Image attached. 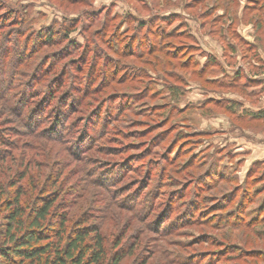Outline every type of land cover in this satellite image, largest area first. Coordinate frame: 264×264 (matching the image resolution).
Wrapping results in <instances>:
<instances>
[{
    "label": "rangeland",
    "instance_id": "1",
    "mask_svg": "<svg viewBox=\"0 0 264 264\" xmlns=\"http://www.w3.org/2000/svg\"><path fill=\"white\" fill-rule=\"evenodd\" d=\"M7 2L13 4L19 11H22L25 5L29 25L34 30L51 25H55L54 29L59 30L55 36L58 40L56 39L53 46L35 49L29 57L30 60L28 59L29 65L19 66L20 70L28 72L37 65L34 66V63L42 58L49 56L56 60V53L66 52L59 63H64L62 67H66L71 79L66 80L67 85L58 89L60 93L57 95H63L62 92L66 90H72L74 93L77 91L74 87L85 83L89 87L96 84L89 80L84 81L85 68L80 71L75 64L81 61L79 55L82 53L72 51L70 48L68 50L67 41L59 38L61 29L65 27L63 25L68 21L77 22L69 33L71 39L82 45L86 40L85 36L90 34V47L100 51L90 53L85 65H88L90 59L97 62L98 66L109 59L122 63L123 66L119 68L120 72L117 74L121 73V69H126L119 80L111 81L105 87V90L121 98L96 104L98 107L107 105L108 122L105 125L103 139H99L98 145L95 144L94 148L86 152V157L117 161L133 155L138 158L135 164L140 169V176L136 177L137 179L147 175L150 176L149 182L152 184H157L158 181L162 183L160 201L167 199L172 192L186 191L179 198L184 201L198 191L199 199L201 200L203 196L206 200L199 208L201 211L204 207H212L211 205H215L216 201L221 199H224L228 206L225 207L230 209L243 194L252 197L246 212L247 217L256 219V224L252 228L219 224V218L216 217L210 222L197 221L182 228L176 235L162 239L149 224H140L141 222L136 221L130 213L107 206L108 203L102 204L105 217L103 226L109 235L123 228L125 236L129 235L126 243L138 242L141 248L148 247L147 255L150 258L147 264H169L165 255L173 258L195 252L209 254L219 251V248H222V256L214 260V264H264V118L255 119L251 116L252 112L258 113L264 109V88H260V85L253 86L254 88L250 86L240 88L242 83L236 87H228L225 84L217 86L206 81V79L228 81L237 67L246 68V72L252 76L255 71L264 69L253 57L255 49L245 52L240 40L234 36L235 33L242 40L255 42L256 48L264 54V48L260 45L264 42V24L261 25L264 16L262 21L254 22L252 18L250 20L249 13L242 12L246 0H233L225 8L222 6L223 0H7ZM106 8L111 17L109 20L104 15L103 9ZM94 9L96 10L94 14L89 13ZM158 14L166 16V19L162 20L168 21L166 24L164 22V28L165 31L171 32L160 42L158 35L162 31L157 26L161 21H156L155 16ZM140 19H147L150 27L149 31L141 32L140 37L144 42L139 38L140 42L137 39L130 41L113 37L116 25L119 23L122 25L120 32L130 31ZM104 27L107 28L106 32L95 36L93 40L92 33L96 34ZM117 41L121 47L119 50L115 47ZM140 43H143L142 49L150 50L141 53ZM153 43H159L161 47L151 50ZM230 44L235 45L233 50L229 47ZM165 49H171L173 53H165ZM244 53H250V56H243ZM191 54L192 60L189 59ZM207 54L216 57L215 62H212ZM71 59H74L75 63L67 66L66 62L69 63ZM248 63L252 65L251 68H248ZM203 68H206L205 72H199ZM112 71L115 72L114 69ZM140 71L156 79L152 87L158 89L160 94L157 92L149 96L146 93L144 81H147L148 76H139ZM168 71L171 73L165 75ZM260 75L264 76V71ZM163 79H166L167 84ZM168 84H173L176 88L172 96L171 91L166 89ZM92 94L101 97L97 91ZM91 99H94V96H91ZM215 100H219V103L217 104ZM120 101L123 102L124 110L113 119L111 113L115 111L114 107L119 108ZM239 101L242 104H238ZM94 108L95 106L90 108L88 113L90 110L94 111ZM77 115L79 116L77 112L73 113L70 120L76 119ZM100 123L101 121L98 122ZM178 133L183 134L182 138H178ZM24 140L26 138H23ZM33 142L36 143L37 150L43 152L42 157L37 156L40 160L55 157L57 153L62 154L58 144L54 142L45 139ZM192 144L196 147L193 148ZM177 152L176 160L169 163ZM202 153L205 155V163L188 165L191 155L198 158L200 154L203 155ZM198 160L200 161V158L196 159ZM254 161H258V164L253 165ZM220 175H224V178ZM71 183L78 186L75 190L79 194L78 204L86 202L91 196L95 197L98 195L97 192L101 191L87 182L84 174L75 172L71 176L65 187L68 191L71 190L69 186ZM199 185L202 190L198 189ZM101 193L106 196L104 192ZM77 209L75 208V212ZM180 244L184 249H181ZM227 249L229 252H225Z\"/></svg>",
    "mask_w": 264,
    "mask_h": 264
},
{
    "label": "trees",
    "instance_id": "2",
    "mask_svg": "<svg viewBox=\"0 0 264 264\" xmlns=\"http://www.w3.org/2000/svg\"><path fill=\"white\" fill-rule=\"evenodd\" d=\"M232 1L223 0L222 6L224 8L229 6ZM25 8L23 5V10L19 11L7 0H0V264H147L150 258L147 255L148 247L141 248L138 242L126 243L129 235L125 236L126 232L123 228L110 235L104 229L105 217L102 204L107 203V206L130 213L136 221L141 222L140 224H149L161 239L174 236L182 228L197 221L210 222L216 217L219 218V224H227L231 227H254L256 219L246 216L248 204L252 200L251 196L246 197V194H243L230 209L226 208L228 206L224 203V199H221L216 201L215 205H211L212 207H204L201 211L199 208L206 200L203 196L201 200L199 199L198 191L184 201L179 198L186 191L172 192L167 199L160 201L162 183L158 181L157 184H152L149 182L150 176L147 175L137 179L136 177L140 176V169L135 164L138 158L133 155L117 161L86 157V152L94 148L95 144L98 145L99 139H103L105 125L108 122L107 105L101 107L98 105L107 103L110 99L116 101L121 98L105 90V87L109 82L119 80L126 69H121V73L117 74L120 72L119 68L123 66L122 63L109 59L100 66L93 59L85 65L90 53H100V51L90 47V34L85 36L86 40L82 45L71 39L69 33L77 22L68 21L63 25L65 27L61 29L59 38L67 41L68 50L70 48L72 51L81 52L82 55H79L80 62L75 63L74 59H71L66 65L72 66L71 64L75 63L80 71L85 68L84 81L89 80L96 84L89 87L85 83L74 87L76 93L66 90L62 92L63 95H57L60 93L58 89L66 84V80L71 79L66 67H62L64 63H59L66 52L56 53V60L48 56L49 58L44 57L37 63L33 61L34 66L37 65L28 72L19 69L23 64L26 67L29 65L28 59L30 60L29 57L35 49L53 46L56 39L58 40L55 37L56 33H59L58 29H54L55 25L34 30L29 25ZM94 11L96 10H91L89 13L92 14ZM103 11L109 20L111 17L108 9ZM242 12L249 13L250 20L252 18L254 22L262 21L264 0H246ZM155 16L156 21H161L157 26L162 31L158 35L160 42L171 32L165 31L164 28L168 21H164V24L162 20L166 19V16L160 14ZM94 18L95 15L93 20ZM148 24L147 19H140L130 31L120 32L122 25L119 23L113 30V37L144 42L140 35L143 30H150ZM262 24L264 21L261 22ZM106 29L104 27L96 34L92 33V39L95 40L94 37L100 36L102 32H106ZM234 36L240 40L245 52L255 49V53H252L253 57L264 68V59L260 55L262 51L256 48L257 44L242 40L235 33ZM142 44H139L141 53L150 50V48L142 49ZM260 45L264 48V42ZM234 46L230 44L229 47L233 50ZM115 47L118 48L117 50L121 48L119 41L116 42ZM159 47H161L159 43H153L151 50ZM165 53H173V50L165 49ZM192 54L189 56L190 60ZM245 55L250 56V53H244L243 56ZM207 56L215 62L216 57L213 58L209 54ZM248 65V68H251L252 65L250 63ZM113 69L115 72L112 71ZM205 69L199 72L204 73ZM260 71L263 72L264 69ZM260 71H255L256 74L252 76L246 72V68L237 67L228 81L225 79L223 81L206 79V81L217 86L225 84L228 87H236L242 83L240 88L248 86L254 88L253 86L256 85L264 88V76H259ZM170 73L168 71L165 75ZM144 75L146 76L147 73L139 72V76ZM165 75L163 76L166 77ZM178 79L181 80L179 77ZM163 80L167 84L166 79ZM155 81L156 79L150 76L144 81L149 96L159 91L152 87ZM166 89L171 91L172 96L176 88L173 84H168ZM96 91L100 93L101 99L96 94H92ZM252 92L250 95L253 94ZM91 96H94V99H91ZM215 102L218 104L219 100ZM231 102L235 101L231 100ZM238 104H242L241 101ZM94 106V111L90 110L92 112L88 113ZM123 106V102L120 101L119 108L114 107L115 111L111 113L113 119L115 115L122 113ZM76 112L79 114L75 116L77 120H70L71 115ZM251 116L255 119L264 118V109L258 113L252 112ZM182 136V133H178V138ZM23 138L26 140L23 141ZM38 139L58 144L62 154L56 152L55 157L50 156L48 159L40 160L37 156L42 157L43 152L37 150L36 143L33 142ZM192 145L193 148L196 147ZM177 155L178 152L169 163H173ZM199 158L200 161H196ZM204 158V154H200L198 158L196 155H191L188 165L205 163ZM257 164L258 161L253 162V165ZM221 170L223 171L224 168ZM75 172L84 174L87 182L99 188L106 196L98 191L95 197L91 196L86 202L78 204L79 194L75 191L78 186L71 183L69 185L71 190L65 188ZM220 177L224 178V175ZM197 187L202 190L200 185ZM262 207L263 205L260 208ZM75 208H78L77 212ZM179 246L182 247L181 244ZM225 252H229V249ZM221 256L222 248H219V251L209 254L195 252L173 258L165 255V258L169 264H214V260Z\"/></svg>",
    "mask_w": 264,
    "mask_h": 264
},
{
    "label": "crops",
    "instance_id": "3",
    "mask_svg": "<svg viewBox=\"0 0 264 264\" xmlns=\"http://www.w3.org/2000/svg\"><path fill=\"white\" fill-rule=\"evenodd\" d=\"M261 54V57L264 58V54L263 53H260Z\"/></svg>",
    "mask_w": 264,
    "mask_h": 264
}]
</instances>
